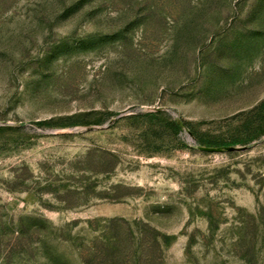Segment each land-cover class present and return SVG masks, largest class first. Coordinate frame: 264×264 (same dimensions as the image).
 <instances>
[{"label":"rangeland","instance_id":"1","mask_svg":"<svg viewBox=\"0 0 264 264\" xmlns=\"http://www.w3.org/2000/svg\"><path fill=\"white\" fill-rule=\"evenodd\" d=\"M0 264H264V0H0Z\"/></svg>","mask_w":264,"mask_h":264}]
</instances>
